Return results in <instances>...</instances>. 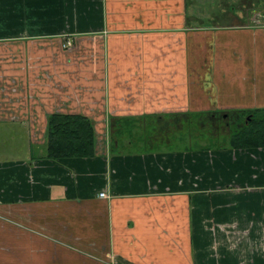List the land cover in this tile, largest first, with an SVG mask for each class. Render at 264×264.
<instances>
[{"label": "crops", "instance_id": "0c3cea01", "mask_svg": "<svg viewBox=\"0 0 264 264\" xmlns=\"http://www.w3.org/2000/svg\"><path fill=\"white\" fill-rule=\"evenodd\" d=\"M188 1L0 0V264H264V145L202 147L264 109V27ZM54 113L91 155L46 156ZM119 117L151 139L119 146Z\"/></svg>", "mask_w": 264, "mask_h": 264}, {"label": "trees", "instance_id": "16d2710c", "mask_svg": "<svg viewBox=\"0 0 264 264\" xmlns=\"http://www.w3.org/2000/svg\"><path fill=\"white\" fill-rule=\"evenodd\" d=\"M264 10V0L260 1ZM264 12V11H263ZM264 14V13H263ZM245 126L237 130H231L229 135L224 137V141L232 146L254 147L264 145V109L258 108L249 111H243ZM117 130L122 132L117 137L115 143L123 145L125 140L134 142L136 140L145 142L147 138L151 139L152 131L150 126L146 128L139 125V119L136 117L115 118L113 120ZM144 128L145 134H141L139 128ZM125 131V132H123ZM223 140H219L215 136L209 135V142L202 147H212L219 145ZM147 143V142H145ZM95 131L93 122L84 115L80 114H63L54 113L49 117L48 122V141L46 144V156L51 158L72 157V156H88L94 152Z\"/></svg>", "mask_w": 264, "mask_h": 264}, {"label": "rangeland", "instance_id": "374dc122", "mask_svg": "<svg viewBox=\"0 0 264 264\" xmlns=\"http://www.w3.org/2000/svg\"><path fill=\"white\" fill-rule=\"evenodd\" d=\"M260 1L261 0H189L188 2H190L192 11V23L195 26L210 24H239L249 25L252 27H264V10L262 8V4H260ZM71 39L74 43V39ZM244 119H248V116L243 117L241 122H237L235 118L231 119V122L224 120L219 125L209 124L206 131L207 135L219 136L222 133H231V130H237L245 126ZM140 129L141 128L137 130ZM161 131L163 130L159 126V136H162ZM200 142L201 140L199 138L193 137L191 146L196 147L198 144H200ZM208 142L209 137L207 138L206 143ZM215 240V238H206L204 243L211 245L215 243ZM218 243L220 244V242ZM248 247V242H244V248L247 249Z\"/></svg>", "mask_w": 264, "mask_h": 264}, {"label": "built area", "instance_id": "2783aa9c", "mask_svg": "<svg viewBox=\"0 0 264 264\" xmlns=\"http://www.w3.org/2000/svg\"><path fill=\"white\" fill-rule=\"evenodd\" d=\"M73 44V40L71 39V38H67L66 40H65V46H67V47H69V46H71ZM100 196H102V197H107V196H109L106 192H104V191H101L100 192Z\"/></svg>", "mask_w": 264, "mask_h": 264}]
</instances>
